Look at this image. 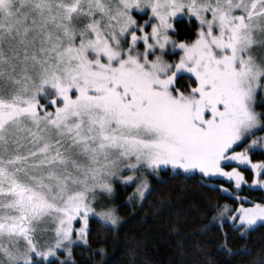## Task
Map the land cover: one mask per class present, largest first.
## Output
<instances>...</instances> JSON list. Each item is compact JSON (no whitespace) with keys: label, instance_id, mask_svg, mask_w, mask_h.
I'll use <instances>...</instances> for the list:
<instances>
[{"label":"snow or ice","instance_id":"6c2138e0","mask_svg":"<svg viewBox=\"0 0 264 264\" xmlns=\"http://www.w3.org/2000/svg\"><path fill=\"white\" fill-rule=\"evenodd\" d=\"M181 16L194 38H174ZM259 133L264 0H0V264H75L94 228L118 234L117 181L133 217L216 192L233 206L196 217L192 264H264L244 259L264 231Z\"/></svg>","mask_w":264,"mask_h":264},{"label":"trees","instance_id":"16d2710c","mask_svg":"<svg viewBox=\"0 0 264 264\" xmlns=\"http://www.w3.org/2000/svg\"><path fill=\"white\" fill-rule=\"evenodd\" d=\"M178 32L174 36L180 41L186 38H194L195 26L194 21L178 20L175 23ZM189 25V26H188ZM187 80H179L178 86L187 85ZM258 111L262 110L260 107ZM254 162L264 160V155L260 150L256 151L253 157ZM246 176L251 178L249 171L245 172ZM227 187L228 182L223 180L217 185ZM134 191L133 185L115 184V196L112 205L117 207L118 214L124 218L126 223L116 235L108 234L101 228H94L90 237L92 247L85 249L83 246L74 247L73 259L75 264H100L99 249L105 248V264H128V253L132 248L136 249V260L143 264H180L181 260H186L189 264L196 259L192 244L199 240L194 236L195 231L192 226L196 217L206 210L210 205L219 204L221 206L228 204L233 206L231 201L220 198L216 192L209 193L206 188L189 185L188 191L183 199L175 202L172 211H164L159 215L153 216L150 206L146 205L145 210L132 216L131 211L125 206V202ZM249 199L259 201L260 191L245 192ZM215 213H210L209 219ZM191 216V219L185 217ZM219 223V221H217ZM178 229L179 235L173 230ZM215 239V237H214ZM186 240V252L181 255L178 249V242ZM237 247L239 244L236 245ZM248 247L251 249L250 254H245L244 259H260L264 256V231L253 233L248 239ZM91 252L96 253V259L90 256ZM215 255V252L213 253ZM61 259L63 256L61 255ZM222 259V257H218Z\"/></svg>","mask_w":264,"mask_h":264},{"label":"rangeland","instance_id":"374dc122","mask_svg":"<svg viewBox=\"0 0 264 264\" xmlns=\"http://www.w3.org/2000/svg\"><path fill=\"white\" fill-rule=\"evenodd\" d=\"M134 15L136 16V18L140 21V23H143V20L144 19H147V16H145L143 13H134ZM194 19V18H193ZM192 19V20H193ZM178 20H189L187 17H183V16H181V17H177V19H176V21H178ZM175 21V22H176ZM174 22V23H175ZM196 23V22H195ZM150 30V29H149ZM170 55H171V58L172 59H176V58H178L177 56H175L174 54H171L170 53ZM186 86V85H185ZM259 135H264V133H259ZM250 142V141H249ZM255 151H258V150H255ZM228 170H230V169H228ZM125 174H127V170H126V173ZM245 174V173H244ZM246 175V174H245ZM223 181H225V182H227L226 180H223ZM248 183L250 184L251 183V178L248 180ZM115 184H121L119 181H117V182H115ZM131 185H133V187H134V189H135V184H131ZM247 187V186H246ZM112 201L113 200H111V201H105V204L107 205V204H112ZM96 207H97V210H100V204H97L96 205ZM80 246H82V245H80ZM74 247H76V246H74ZM63 256V255H62ZM65 257L63 256V259H64Z\"/></svg>","mask_w":264,"mask_h":264},{"label":"flooded vegetation","instance_id":"af4514ba","mask_svg":"<svg viewBox=\"0 0 264 264\" xmlns=\"http://www.w3.org/2000/svg\"><path fill=\"white\" fill-rule=\"evenodd\" d=\"M187 22H189V20H186ZM191 21H194V26H196V23H195V20L193 19V20H191ZM189 26V25H188Z\"/></svg>","mask_w":264,"mask_h":264}]
</instances>
